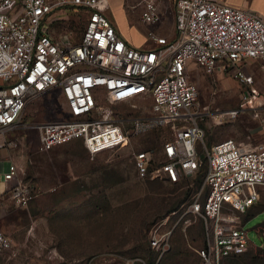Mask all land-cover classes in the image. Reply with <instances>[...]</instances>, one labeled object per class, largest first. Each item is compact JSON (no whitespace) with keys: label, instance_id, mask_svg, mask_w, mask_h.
<instances>
[{"label":"built area","instance_id":"built-area-1","mask_svg":"<svg viewBox=\"0 0 264 264\" xmlns=\"http://www.w3.org/2000/svg\"><path fill=\"white\" fill-rule=\"evenodd\" d=\"M138 1L141 21H161L158 0ZM71 7L86 13L75 41L66 32L52 34L47 25L55 10ZM108 11V0H0V149L24 153V146L6 136L18 127L38 130V150L80 138L94 154L168 125L170 132L157 149L132 150V165L141 179L176 182L195 174L205 159L203 179L182 205L181 216L203 219L208 238L198 255L204 264H222L249 247L243 216L253 204L264 203V143L225 138L206 145L197 120L204 115L198 88L187 66L194 62L212 73L237 65L233 77L248 86L242 104L256 115L264 94L254 87L253 74L239 65L254 59L264 68V16L220 0H175L174 34L148 30L153 45L138 47L121 36ZM55 87L67 116L22 121L27 102ZM137 105L138 111L132 109ZM240 110L224 113L234 118ZM23 171L22 162L12 159L0 172L21 206L31 197ZM167 219L148 231L158 256L169 247L173 225L166 227ZM11 246L0 225V251Z\"/></svg>","mask_w":264,"mask_h":264},{"label":"rangeland","instance_id":"rangeland-1","mask_svg":"<svg viewBox=\"0 0 264 264\" xmlns=\"http://www.w3.org/2000/svg\"><path fill=\"white\" fill-rule=\"evenodd\" d=\"M158 2L173 21L175 1ZM108 4V16L121 12L140 30L145 43L152 42L141 29L147 25L138 20V0H119L116 6L108 0ZM85 17L79 9H58L47 25L52 34L66 32L75 41ZM236 67L229 64L222 71L208 73L194 62L187 66L198 88V109L204 115L197 120L204 129L206 145L225 138L264 143V105L255 115L248 104H242L248 86L233 77ZM239 67L253 74L254 87L264 94V68L254 59ZM162 74L159 71L157 78ZM144 103L149 105L150 100ZM137 107L132 109L138 111ZM236 107L241 108L236 117L224 113ZM22 116L26 122L66 117L59 88L31 98ZM169 132L168 125L144 130L130 136L127 146L91 154L80 138L41 151L36 128L10 130L6 136L24 146L25 151L21 155L13 147L7 150V156L22 162V182L31 197L21 206L12 200L10 190L0 195V225L12 242L9 249L0 251V264H204L198 249L207 242L205 223L200 216H181L186 198L199 187V172L178 183L141 179L131 162L133 149H157ZM177 207L179 213L171 214ZM165 216L166 227L173 225V229L168 249L158 256L148 243V231ZM243 220L249 247L240 255L223 259L222 264H264V204L256 203Z\"/></svg>","mask_w":264,"mask_h":264},{"label":"crops","instance_id":"crops-1","mask_svg":"<svg viewBox=\"0 0 264 264\" xmlns=\"http://www.w3.org/2000/svg\"><path fill=\"white\" fill-rule=\"evenodd\" d=\"M220 1L230 3L233 5L242 7V8L252 9L256 13L264 16V0H220ZM118 2L119 0H110V3L113 4L114 6H116ZM109 9H110V6H109ZM158 10L161 14L160 22H143L141 21L140 16H138V20L147 25V26L141 27V29L144 30V32L146 33L148 30H153L159 34L172 36L174 34V20L171 21V19H169V16L165 14V11H163V9H160L159 2H158ZM161 12L163 13V15ZM109 17L112 23L114 24L115 28L117 29V31L129 43L135 46H138V47H149L153 45V42L145 43L144 41L145 38L140 33V30L132 23H129L128 20L123 16L121 12H116L115 17L110 16L109 14ZM7 150L8 149L6 148L0 149V172L2 169L6 168L7 161L12 160L10 157L7 156L8 155ZM0 179H2L1 175H0ZM3 183H4L5 190L0 191V195H2L6 190H9L7 187L8 182L3 180Z\"/></svg>","mask_w":264,"mask_h":264},{"label":"trees","instance_id":"trees-1","mask_svg":"<svg viewBox=\"0 0 264 264\" xmlns=\"http://www.w3.org/2000/svg\"><path fill=\"white\" fill-rule=\"evenodd\" d=\"M81 141H82V140H81ZM211 144H212V143H211ZM202 167H203V166H202ZM200 169H201V168H200ZM200 169H199L195 174L191 175V176H195V175L199 172V173H198V174L200 175V177H199V181H200V182H199V185H200V183H201V181H202V179H203V175H204V167L201 169L202 172H200ZM188 177H190V176L183 177L182 179H186V178H188ZM182 179H180L179 181H176V182H171V183H178V182H180ZM158 180H159V179H158ZM160 181H163V180H160ZM166 182H169V181H166ZM193 192H194V191H193ZM193 192H192V193L186 198V200H185V202H184L183 204H185V203L190 199V196L193 194ZM260 202H262V201H260ZM262 204H264V203L262 202ZM254 206H255V204H253L251 207H249L247 211H249L250 209H252ZM256 206H257V205H256ZM177 208H178V210L174 213L175 215L178 214L179 211H180L179 207H177ZM174 210H175V208H174L172 211H174ZM172 211L170 212L171 214H173ZM247 211H246V212H247ZM174 214H173V215H174ZM258 247H260V246H258ZM152 249H153V248H152ZM247 249H248V248H247ZM247 249H246V250H247ZM153 250L156 251V253H158L157 250H155V249H153ZM246 250H245V251H246ZM245 251H244V252H245ZM242 253H243V252H242ZM242 253H240V254H242ZM240 254H236V255H240ZM236 255H230V256H236ZM227 257H229V256H227ZM227 257H225V258H227ZM225 258H224V259H225ZM222 261H223V260H222Z\"/></svg>","mask_w":264,"mask_h":264}]
</instances>
